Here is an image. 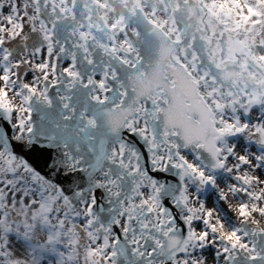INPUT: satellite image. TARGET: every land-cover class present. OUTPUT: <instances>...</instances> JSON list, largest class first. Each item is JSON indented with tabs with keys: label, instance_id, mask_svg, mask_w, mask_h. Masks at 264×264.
<instances>
[{
	"label": "snow or ice",
	"instance_id": "6c2138e0",
	"mask_svg": "<svg viewBox=\"0 0 264 264\" xmlns=\"http://www.w3.org/2000/svg\"><path fill=\"white\" fill-rule=\"evenodd\" d=\"M59 3L0 0V264H240L241 255L264 264V120L248 119L264 112V77L249 74L250 89L245 64L228 71L214 56L202 69L195 37L180 48L189 70L177 35L166 67L179 66L197 94L223 73L211 102H189L160 66L143 72L126 25L119 46L100 39L106 30L90 18L60 38L57 25L75 14ZM205 7L218 26L236 8L245 23L264 15L241 0ZM252 59L264 64V55ZM219 173L231 177L226 188ZM209 186L236 223L208 206Z\"/></svg>",
	"mask_w": 264,
	"mask_h": 264
},
{
	"label": "water",
	"instance_id": "95a60500",
	"mask_svg": "<svg viewBox=\"0 0 264 264\" xmlns=\"http://www.w3.org/2000/svg\"><path fill=\"white\" fill-rule=\"evenodd\" d=\"M205 4L204 0H75V6H73V0H66V3H59V7L71 9L67 15L71 17L74 13L75 20L71 18L62 20L57 25V35L63 39L66 30L72 27L74 23L78 24L81 21L88 23L90 18L91 23L106 30L96 32L100 39L108 42L112 37H115L116 44L119 46V37L124 39L125 37L118 35V33L121 27L126 25L129 33L127 38L131 39L133 46L139 50L142 57L140 68L143 72L151 75L160 66L161 76L166 74L168 78L177 80L178 93L182 99L191 102L203 97L211 102L208 93L220 86L223 73L217 75L213 70V74L217 75V84L213 85L209 81L205 86L201 82L197 94L195 87L185 80L183 70L179 66L166 67L170 63L169 54H166V50L171 48V41L177 35H180L184 43L177 46L176 54L181 56L184 63L189 64V70L191 64L189 61L183 60V53L180 48L193 44L194 37L196 39L193 46L201 57L200 67L202 69L209 68L207 62L209 56H214L216 61L220 63L227 60L228 71L240 72L235 64L243 63L246 65V70L242 72L243 81L248 84L250 89L255 87L256 80L264 77V64L259 60L252 59V57H257L251 48L254 43V30L251 27L246 28L240 25L229 26L225 21L218 26L217 20L209 16ZM148 9L152 14H162L168 20L169 28H166L164 21L155 20L148 13ZM113 14L118 16V25L115 29L111 27L113 24L109 22V16ZM219 19L223 21L221 17ZM148 20L156 21L157 27L153 28ZM133 31L139 32L138 38L131 35ZM214 32L215 35H213ZM201 35L212 37L211 46L199 39ZM34 43H38V40H34ZM124 74L122 72V75ZM249 74H254L256 80H253ZM236 78L239 79L240 77ZM224 90V88H220L221 93ZM215 98L226 101L222 96H215ZM240 264H247L242 255Z\"/></svg>",
	"mask_w": 264,
	"mask_h": 264
},
{
	"label": "rangeland",
	"instance_id": "374dc122",
	"mask_svg": "<svg viewBox=\"0 0 264 264\" xmlns=\"http://www.w3.org/2000/svg\"><path fill=\"white\" fill-rule=\"evenodd\" d=\"M243 1L245 0H241V4L243 3ZM59 2V0H58ZM149 14L158 22L161 21H166L165 18L162 14H152L149 10H148ZM110 23L111 24H118V16L117 15H111L110 16ZM166 27L168 28V21L166 22ZM251 28L254 30V44L252 45V51L256 56H260V55H264V47H261L262 44H264V17L260 20L259 24H253L251 26ZM10 47H18V42H14L13 45H9ZM32 48V47H29ZM19 51H23L22 48H19ZM19 51L14 54V58L16 55L19 54ZM264 107V105L262 106ZM229 115V113H225V118H227V116ZM248 119L250 121L252 120H256V119H262L264 120V112H260V108L257 109L256 111H254L249 117ZM233 142H237L241 148L247 147L249 148V150H255V144L251 141H249L248 143H245L243 141L242 138H237L235 139ZM222 174V173H221ZM231 177L229 175H227L226 173L220 175L218 174V183L219 186L221 188H226V185L231 183ZM202 196L207 199L208 202V206L212 207L215 204V208H216V212L217 214H219L221 216L222 219L226 220L229 224H234L237 222V217L235 216V214L233 212H229L227 205L223 202V201H218L216 200L215 197V190L212 189L210 186L207 190L203 191ZM228 203L232 204L233 207L238 203L237 199L234 198H230ZM261 220V226H264V218H260Z\"/></svg>",
	"mask_w": 264,
	"mask_h": 264
},
{
	"label": "trees",
	"instance_id": "16d2710c",
	"mask_svg": "<svg viewBox=\"0 0 264 264\" xmlns=\"http://www.w3.org/2000/svg\"><path fill=\"white\" fill-rule=\"evenodd\" d=\"M204 1L206 3L209 2V0H204ZM244 3L251 4L253 7L258 8V10L260 12L264 13V4L258 5L257 4V0H245V1H243L242 4H244ZM240 11H241L240 8H236L227 17L222 15L221 18L224 19L226 22H228L231 25H240V26H243V27H247V26H252L253 25L252 20H256V19L261 20L264 17V15H261L260 17L253 16L247 23H245L243 21H240V16L238 15V13H240ZM243 11H244V14H247V10L246 9H244ZM162 18H164V17H162ZM237 22H239V23L237 24ZM120 40H122V38Z\"/></svg>",
	"mask_w": 264,
	"mask_h": 264
},
{
	"label": "flooded vegetation",
	"instance_id": "af4514ba",
	"mask_svg": "<svg viewBox=\"0 0 264 264\" xmlns=\"http://www.w3.org/2000/svg\"><path fill=\"white\" fill-rule=\"evenodd\" d=\"M35 37H36V36L33 35V36L31 37V39L28 41V46H29V47H34V46H35V44H34V42H33V40H34ZM221 103H223V102H221ZM224 103H226V102H224ZM256 110H257V109H256ZM256 110H254V111H256ZM254 111H252V113H253ZM252 113H251V114H252Z\"/></svg>",
	"mask_w": 264,
	"mask_h": 264
}]
</instances>
